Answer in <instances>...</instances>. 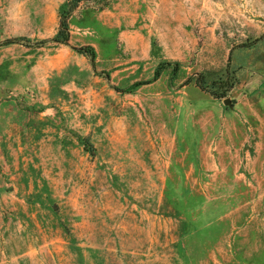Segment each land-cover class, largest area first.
<instances>
[{"label": "rangeland", "instance_id": "rangeland-1", "mask_svg": "<svg viewBox=\"0 0 264 264\" xmlns=\"http://www.w3.org/2000/svg\"><path fill=\"white\" fill-rule=\"evenodd\" d=\"M64 1L0 0V264H264V0L83 2L34 46Z\"/></svg>", "mask_w": 264, "mask_h": 264}, {"label": "trees", "instance_id": "trees-1", "mask_svg": "<svg viewBox=\"0 0 264 264\" xmlns=\"http://www.w3.org/2000/svg\"><path fill=\"white\" fill-rule=\"evenodd\" d=\"M93 1H96V0H65L60 5L59 10H58L59 27H58L56 34L52 38L39 40L33 43V45L34 46H44L48 42H54L56 44H61V45H70V40H71L70 18L72 17L73 13L81 6V3L83 2L91 3ZM23 39H26L27 42L31 43V40L25 37H18V38L10 39V40H7V42L17 43V42L22 41ZM75 49L77 52H79L80 54H83L84 56L88 57L92 61H94L96 58V51L94 47L92 46H83V47L75 48ZM167 66H173V74H176V72H178L179 70L180 64L179 62H170V61L162 63L156 70L154 79L159 78L163 70ZM196 83L198 84L199 87H203L204 82L202 81V77L198 78L196 80ZM140 84L141 83L133 84L124 89H119V88H116V89L122 92L129 93V92L134 91L136 87L139 86ZM228 90L229 89L226 88V90L222 92L214 91L212 92V95L215 96L216 98H223L227 95L226 92H228ZM85 141H89V140L86 139Z\"/></svg>", "mask_w": 264, "mask_h": 264}, {"label": "water", "instance_id": "water-1", "mask_svg": "<svg viewBox=\"0 0 264 264\" xmlns=\"http://www.w3.org/2000/svg\"><path fill=\"white\" fill-rule=\"evenodd\" d=\"M225 103L229 104V103H231V100L230 99H226Z\"/></svg>", "mask_w": 264, "mask_h": 264}]
</instances>
